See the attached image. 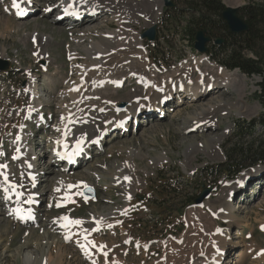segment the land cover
Masks as SVG:
<instances>
[{
  "label": "rangeland",
  "instance_id": "374dc122",
  "mask_svg": "<svg viewBox=\"0 0 264 264\" xmlns=\"http://www.w3.org/2000/svg\"><path fill=\"white\" fill-rule=\"evenodd\" d=\"M185 1L187 0H176L173 8H167L165 0H163L161 8L163 11L160 17L147 15L146 18H142L143 13H141L142 21L140 23L132 25L129 20L125 23L126 25L130 23L129 29H132V26L135 31L140 32L139 37L144 42L145 48L148 49L150 67L156 70L159 68L163 74L184 63L197 62L201 55H206L211 63L222 67L216 59L211 58L215 52L210 50V46L215 45L218 39H222L223 44L221 45L226 46L225 36L219 31L209 35L205 33L206 37L211 38V41L207 43L209 51L206 54L199 53L194 47L197 35L194 34L197 29L192 26V34L186 31V28L188 21L196 18V11L193 9L197 7L196 3L202 0H189L193 3L190 6ZM220 1L225 7H240V9L250 3H264V0ZM239 1L242 4L235 5ZM34 2H37L35 5L39 9L38 13L26 20H18L12 19V16L5 12L4 4L11 11L7 0H0V59L8 61L13 67V71L8 74L0 72V150L1 153L4 150L8 151V154L3 153L4 156H7L4 161L11 171L16 172L15 159V163L13 162L15 137L8 136L7 130H10L17 122L19 123L17 131L24 124L26 130H29V126L33 124H29L28 114L24 117L23 115L27 110H31L33 103L37 106L40 105L39 110L42 112L52 115V120H48V128L45 125L42 127L33 125L32 130L26 133V141L35 142L37 140L36 144L38 145L34 149L38 155L44 156L40 168L44 171L42 175L45 176V180L47 178V181L44 180V183L39 186L40 189L46 190L45 198L42 200L45 210L42 209L39 213V220L43 219L44 223L21 225L15 220L1 215L0 264H26L24 256L28 253L38 259H43L41 264H89L86 257L78 250L77 244L61 241L62 235L59 232V227L54 225L55 229L51 230L54 232H49V237L46 238L42 225L49 224L48 221L54 224L53 222L60 220L62 216H73L76 220L83 221L92 217L94 213L108 214V217L106 221L102 222L105 229L100 234L90 233L94 237L92 236L88 240L94 241L96 245L103 241L98 245L106 247H97L99 250H103L100 252L108 253L110 264H189L190 260L196 258L199 253H205V256L208 257L213 252L211 245H207L211 243L207 238L210 235L212 223L224 227V229L227 228L224 214L222 213L219 218L217 207L224 202L228 190L235 189V186L225 187L226 178L223 174V165L227 161L230 145L238 143V139L235 137L238 131L237 122L240 121L247 125L245 126L248 128L245 129L247 135L252 133L245 137V145L253 140L264 142V127L260 123L254 130L248 127L250 121L255 119L258 121L259 116L264 113V106L258 99L259 83L263 77L259 75L247 76L239 70L225 68L229 72L238 71L244 76L245 83L242 84V87H244L245 107L241 115H238L233 107V111H218L212 115L220 127L204 134L214 141L220 138L221 140L218 142V146H213L208 152L207 150L206 152H191L187 157V147L189 146V151L193 148L190 146L191 141L195 143L198 140V144L203 142L202 133L185 134L183 128L178 129L177 127H183L182 121L187 112L192 111L197 105L190 103L176 108L177 99L175 98L171 105L166 106V112L162 113L160 118L142 119L135 132H124V136L109 141L103 150L99 149L101 153L99 151L95 158L89 159L77 171H72L69 174L59 173L58 170L61 171V166L57 165L54 171L48 172L51 158L49 155H52L50 146L53 136H55L52 127L60 126L58 120L63 111L58 107V96L67 87L68 82L75 78L76 68L91 62L82 48L84 49V46L89 44L96 46L103 40L102 33L116 29L123 30L124 26L119 28L116 21L110 23L94 17V19H87L86 22L79 23V27L75 26L74 28V25L69 22H57L56 16L59 12L56 8L47 12L43 0H34ZM50 2L56 5L60 1ZM115 4L123 7L116 0ZM166 9L175 12L168 14ZM8 18L10 30L6 29L5 20ZM156 24L158 25V35L155 41L141 37ZM86 29H95V31L87 33ZM129 29L126 28V32ZM35 31L51 37L40 40L39 35L35 40L30 37V34ZM126 37V35L122 36L121 41L128 45L130 40ZM110 45L113 47L106 52L107 54L111 50L108 53V55L111 54L109 58L115 55V51L113 53L112 49L118 44L111 43ZM37 53H41L43 57L38 58ZM199 67L203 69L202 65ZM55 72L58 73L55 74ZM192 74L196 75L195 77L192 75V79L196 80L198 78L197 70ZM49 76L52 81L54 78L60 84L54 90L48 88L47 78ZM32 81H35L33 88L30 83ZM135 88V84L129 82L128 86L112 93L110 97L117 99L118 102L120 100L121 103L124 100L127 102L129 101L127 94L132 93ZM227 90V92L221 90L216 93L217 97L233 101L236 98L235 90ZM32 91L36 93L34 99ZM99 96H102L101 93ZM120 102L119 104H121ZM206 102L208 101L203 103ZM151 108H155V106H151ZM149 116L154 117L151 114ZM132 120L135 119L132 118ZM131 128L133 129V125ZM15 131V128L11 130L13 134L16 133ZM39 142H43V144H39ZM216 144L217 142H215ZM139 147L142 148L143 155L136 159L138 186L131 199L128 197L126 200L121 194L120 187L112 183L110 172H115L117 165L128 162L129 152L137 150ZM261 147H264V143ZM94 148L97 149L96 146ZM160 154H164L166 159L156 162L154 158ZM20 163L24 164L23 161ZM257 169L260 170V174L257 173ZM34 173L37 175L36 172ZM60 174L64 178H73L75 182L87 180L92 183V187H89L87 191L84 190L87 199L77 193L78 195L72 197L71 203L67 207H61L57 195L53 194L54 181L60 177ZM244 175L245 177L252 176V178L245 184L248 187L244 192L245 195H241V197H245L244 203L247 208L238 214L240 219L248 221L243 223L244 226L241 229V246L230 250V257L227 255L225 258H228L227 263L232 264V261L240 258L238 253L241 249L240 255L243 254V256L240 264H264V255H258L264 248V227H262L264 226V164L247 163L239 173V177H244ZM167 188L178 189V193L170 194ZM205 190H209L211 193L210 197L203 201L206 204L208 201L209 205L214 206V209L205 206L204 203L200 208L195 207L196 199ZM190 196H194L192 203L188 201ZM233 204H236V201ZM242 216H246V218H242ZM201 227L203 228L201 231L206 234L199 231ZM112 230L114 234H110ZM233 231L235 233L236 229ZM81 232L84 234L86 230L84 232L81 230ZM230 233L233 234L231 231ZM125 234L127 239L124 238ZM54 238L56 242L53 241ZM128 240L129 243H127ZM111 243L112 245H110ZM145 248H149V250H145ZM56 261L57 263H55ZM100 261L99 254L95 263L100 264ZM90 264H93V261Z\"/></svg>",
  "mask_w": 264,
  "mask_h": 264
},
{
  "label": "bare ground",
  "instance_id": "6f19581e",
  "mask_svg": "<svg viewBox=\"0 0 264 264\" xmlns=\"http://www.w3.org/2000/svg\"><path fill=\"white\" fill-rule=\"evenodd\" d=\"M50 1L53 2V0H44L45 4H47L45 10H47V7L53 5L51 4ZM61 1H65L67 3L73 4L70 7V10L79 9L83 11L88 9H94L97 12H99L97 16L98 20L100 21L105 20L106 22H110V23L112 21H116L119 28L124 26V29L123 30L116 29L115 31H106L105 33H102L103 40L101 41V43L97 44L96 46L89 44L87 46H84V49L82 48V50H84L86 56L91 60V62L84 63L80 67L76 68L75 78L71 79L68 82V85H66L67 87H65L63 92H61V94L58 96L57 104L58 107L63 111L61 117L58 120L60 126H58L57 128L54 126L52 127L53 134L55 135L52 141L53 147L55 146V144H57L58 140L60 141V136L63 130V126L69 120H73L79 123L76 125L69 126V129L66 133V135L68 136L67 142L72 145L74 143L77 144L80 141H83V144H79V151H78V146L75 149L69 148V151L70 150L74 151L73 155L70 157L69 166H67V164L65 165L63 164L61 166V171L58 170L59 173L62 172L63 174H69L72 171H77L78 168H80L87 160L94 158L93 155H96L94 153L100 151L99 150L100 145L102 146L101 150H103L106 144L109 142V139L106 136L101 143L99 142L98 144H96L97 149L95 150L94 153H91V150L95 145L88 144L89 141L93 140L95 137H98V135H100L101 132L112 130V128L115 126H121V130L129 128V123L127 122L126 119L129 117L135 119L136 116H138L141 113H144L143 117L149 116V113H146L149 111L147 109L149 105L157 107L158 110L152 112L151 115L159 116V114L161 113V109L165 107V105H161L162 101H166V100L169 101V99L173 96L174 90L179 94L181 93L187 95L186 97L183 98L184 99L183 102L178 107L181 108L182 106L190 103L197 105L192 111L187 112V115L184 117L182 121L183 127L176 126L178 129L183 128L182 130L185 134L202 133L201 137L203 138V142L201 141L200 144H198L199 143L198 140L195 143L191 141L190 146H193V148L191 151H189V146L187 147L186 149L187 157L188 154L191 152L193 153L198 151L206 152V150L208 152L209 149L212 148L213 146H218V142H220L221 138L219 140L214 141L212 138L206 136L204 133H206L207 131H213L215 128L220 127L218 121H216L212 116L213 114H216L218 111H225V110L233 111L232 109L233 107L238 115L242 114L243 108L245 107V101H244L245 96L243 95L244 87H242V84L245 83L244 76L240 74L238 71L229 72L224 67L211 63V61L206 55H201V57L199 58V60H197V62L191 64L184 63L178 66L177 68H173L171 71L166 72L164 74L163 72L162 73L160 72L159 68H157V70L151 68L150 57L148 56V49L145 48L144 42L139 37L140 32L135 31V29L132 26H131L132 29H129L130 23L129 25H126L125 23L128 20L132 23V25L134 23H140L142 21V18L143 17L146 18L147 15L160 17L163 11V9H161L163 6V0H116L118 3H120L119 5L125 8L116 5L115 0H86V2L85 0H60V2ZM32 3L33 5L35 4L34 0H32ZM241 4L242 2L240 1L238 3H235V5H239V6ZM33 5L31 6L32 10L33 7H35V5L34 6ZM4 6H5V12L8 15H11L12 19H15L14 18L15 15L13 13V9L15 7L12 6L10 11L7 5L4 4ZM55 6L56 5H53V7ZM58 7H60V5H58ZM61 11H62V7H61ZM33 13L34 14L32 15L35 16L37 12L35 11ZM141 13H143L142 18H140ZM85 17L82 20H85ZM26 19L27 18H25L24 20ZM69 19H70L69 16L63 17V20H65V22ZM5 21L7 23L6 29L10 30L11 27L10 25H8V21H10L9 18L8 20ZM79 25L80 24L75 23L74 28L75 26L79 27ZM126 28L129 29L128 32H126ZM95 29H86L87 30L86 32L91 33L95 31ZM39 35H40V40H42L43 38L46 39L51 37L49 35H46L45 33H38L37 31L32 32L30 34V37L36 40V38L39 37ZM124 35L127 36L126 39L129 38L130 40V43L128 45L124 44L121 41L122 36ZM111 43H114V45L117 43L118 45L114 46V49H112L113 53L115 51V55L109 58L111 54L108 55V53L111 50L108 51L107 54L106 52L108 49L113 47L112 45H110ZM37 56L38 58L43 57L41 53H37ZM200 65L203 66V69L199 67ZM49 69L50 68L48 66V71ZM196 70L198 72V78L196 80H193L192 73L193 71ZM57 73L58 72H55V74ZM193 76L195 77L196 75L194 74ZM71 82L73 83L71 84ZM113 82H115L116 84L113 85L112 84ZM127 82H130L131 84H135L136 88L134 89V91H132V93L127 94V96H129V101L125 102L124 100L121 103L119 100L121 104H124L126 106L125 111H121L120 110L121 107L118 100L113 99L110 96L112 93H116L117 91L123 89L126 86ZM30 83H31V88H33L35 81H32ZM47 85L49 89L54 90L60 84L58 83L57 80H54V78L52 81L51 76H49L47 78ZM227 89L235 90L236 98L233 101L223 100L217 97L216 93H218L221 90L227 92L228 91ZM100 93L102 96H99ZM32 95L34 99L36 93L32 91ZM147 98H149V100H147ZM181 98L182 96L179 95L178 96L179 101ZM205 101L208 102L204 104L203 102ZM39 106L33 103L32 108L33 110H36L38 113H41V111L39 110ZM102 108L108 110V112L101 113L100 109ZM84 119H88L87 124L82 123V120ZM139 119L140 118L138 117V120ZM57 129H59L60 131H57ZM98 130H100V133ZM117 131L119 132V136L122 134V132L123 133L125 132L124 130L122 132L120 130ZM21 137L23 139V144H25L26 134L25 133L22 134ZM215 142H217L216 145ZM30 144L27 143L21 147L17 146V149H19V151H17L16 149L14 155V157H18L17 159H15L16 162L15 170L17 171L13 172L9 170L8 167L4 171L9 175V179L11 181L19 182L20 185H23L24 189H27L28 186H30L28 193H35L33 191L34 188L32 187L33 181L31 179V175L32 174L35 175L34 172H36L38 176L35 175L36 176L35 181L40 179L41 180L40 184L44 183L45 176L42 175V172L44 173V171H42L40 168L44 156H42L41 154L38 155V153H36V150L34 149L35 146ZM199 145L204 148H201ZM2 153L8 154V151L4 150ZM86 155L88 158H86ZM142 155H143V151L141 147H139L137 150L130 151L129 161L117 165L116 166L117 170L115 172L112 171L113 173L110 172L111 174L110 178L112 180V183L120 187L122 191L121 194L126 200H128L129 196L132 197L133 196L132 194H134L135 190L137 189L139 180L136 175V167H137L136 159H138V157L141 158ZM165 159L166 156L164 154H160L158 156H155L154 158L156 162H162ZM22 161L24 162V164L20 163ZM55 161H56L55 156L51 155V158L49 160L48 172L54 171L56 169L57 166ZM0 163L6 164L3 161L2 155H0ZM29 163L32 164L31 168L28 167ZM256 171L258 174L261 173L259 169H257ZM97 175L99 174L97 173ZM62 176L63 175L60 174V177L54 181L53 194L57 195V200H61V198L65 200L66 195L76 194L79 189H82L84 191L92 186V183L88 182L87 180L75 182L73 178L70 177L64 178ZM126 177L128 179H126ZM45 181H47V178ZM0 184L4 186L1 177H0ZM69 184L76 185V187L69 190L67 188ZM24 189L22 191H24ZM45 189L47 188L45 187ZM57 189H60V191H57ZM37 190L39 193V198H38L39 206L38 207L36 206L34 208L37 214L35 215L33 220H27L25 225L29 223L35 224L36 222L44 223L43 219L39 220L40 218L39 213L42 211V209L45 208L43 207L44 205L41 206V201L45 198L46 190L42 188L40 189V187H38ZM231 190L230 189L228 190V194L227 197L224 198V202L219 207H217L218 209L223 208L224 210L223 214H224V220L227 223V228L221 231L220 229H217L220 226L213 225L214 223H212L211 233L207 238L210 240L211 243H213L215 249H217L216 252L213 251L211 254L212 256L207 261H203L201 258V253H199L198 255H196L197 256L196 261L192 262L193 259L192 258L189 264H223V257L225 259L224 253L225 252L227 253L226 250L232 251L235 250L236 247H239V245L241 246L242 244L241 229L244 226L243 223H247L248 220L240 219L239 214L241 213L240 211L242 209L246 208V206L239 203H236V205H232V206L228 204L229 201L228 196ZM17 192L18 191L14 189L15 195ZM64 200L63 203H66L64 202ZM18 201L19 198L16 197L10 206L14 207ZM8 204H9V200H6L1 194L0 216L4 215L7 218L17 221V219L13 216V209H9L8 207L10 206ZM204 204L205 206L214 209V206L209 205L208 201L207 204L206 203ZM237 212L240 213L236 215L235 213ZM107 217L108 214L94 213L92 217L83 220L82 225H80L78 228H76L75 225H70L69 229H72V231L69 235H66V233L62 231L63 227L62 228L59 227L60 230L59 232L62 235L60 239L62 242L64 241L67 243L73 242V245L74 243L77 244L78 250L79 251L82 250L83 253L86 255L85 251L81 248L80 244L85 243L84 237L88 233L100 234L101 231L105 229L102 225V222L106 221ZM243 217L246 218V216H242V218ZM70 220L72 219L70 218ZM48 222L49 224L42 223L43 224L42 226L44 228V229L42 228L44 230L43 233L46 238L49 237L48 236L49 232L50 233L54 232L51 231L55 229L54 225L62 226L63 224L68 223L67 221H63L62 219L53 222L54 224H52L51 221ZM84 227L86 228L87 231L86 232L83 231L84 232L83 234L81 232V229H83ZM233 229H236V231L232 235L230 231H232ZM110 234H114V231L112 230ZM69 236L71 237V239H66V237ZM87 238H89L88 235ZM124 238L127 239L126 234ZM53 241L56 242L55 238L53 239ZM100 242H98V244ZM98 244L97 246H99ZM110 245H112V243ZM219 247L221 248V250L218 249ZM91 249H92L91 253L89 254L87 253V256L91 257L93 260L96 259L100 253L103 255V252H100L98 247H92ZM219 252L220 254H218ZM240 253H239L240 258L238 257L234 262L232 261V264L241 263L243 254L240 255ZM24 258L26 264H41V262L43 261V259H38L30 253L26 254ZM226 262H228V259H226ZM55 263H57V261Z\"/></svg>",
  "mask_w": 264,
  "mask_h": 264
},
{
  "label": "trees",
  "instance_id": "16d2710c",
  "mask_svg": "<svg viewBox=\"0 0 264 264\" xmlns=\"http://www.w3.org/2000/svg\"><path fill=\"white\" fill-rule=\"evenodd\" d=\"M187 5H192L191 1H185ZM196 18L188 21L186 31L191 32L194 26L197 30H207V34L219 31L225 36V45H212L210 48L215 52L213 59L229 70L238 69L247 76H262L259 83L258 99L264 106V3H250L240 10V16L249 24L250 29L246 33H232L226 21L222 17L225 6L220 0H202L196 3ZM174 14V10L167 9L166 13ZM193 34V32H191ZM223 44V43H222ZM194 45V42H193ZM264 127V113L259 116V120H252L248 127L255 129L258 124ZM245 123L237 122V133L235 137L238 143L231 144L227 153V161L224 163L223 174L227 178H234L247 163L264 164V147L262 142L255 140L244 142L248 129ZM257 149V150H256ZM252 157V158H251ZM170 194L178 193V189L167 188ZM172 190V191H169ZM188 201H194V196L188 197ZM160 203V202H159Z\"/></svg>",
  "mask_w": 264,
  "mask_h": 264
},
{
  "label": "water",
  "instance_id": "95a60500",
  "mask_svg": "<svg viewBox=\"0 0 264 264\" xmlns=\"http://www.w3.org/2000/svg\"><path fill=\"white\" fill-rule=\"evenodd\" d=\"M165 5L169 7H174L173 0H165ZM223 19L226 21L229 30L234 34L246 33L249 31V24L240 16V8L239 7H231L226 6L225 10L222 13ZM157 25L151 27L148 31H146L142 37L147 38L150 41H154L157 37ZM206 31L200 30L196 35V43L195 48L201 52L206 53L208 51L207 43L211 41V38L205 36ZM223 42L222 39H218L216 43L221 44ZM10 66L8 61H3L0 59V71L7 70ZM209 190H205L202 195L196 199V202H202L203 199L208 195Z\"/></svg>",
  "mask_w": 264,
  "mask_h": 264
},
{
  "label": "snow or ice",
  "instance_id": "6c2138e0",
  "mask_svg": "<svg viewBox=\"0 0 264 264\" xmlns=\"http://www.w3.org/2000/svg\"><path fill=\"white\" fill-rule=\"evenodd\" d=\"M85 2H86V0H85ZM48 11H51V9H48ZM65 12L68 13V9H67V8L65 9ZM24 14H25V13H24L23 11H20V12H19V15H21V16L24 15ZM57 131H60V130L57 129ZM17 139H19V137H17ZM57 143H60V141H57ZM17 151H19V149H17ZM78 151H79V145H78ZM0 155H3V153H0ZM17 158H18V157H13V159H17ZM7 167H8V166H7L6 164H2V163H0V177H3V183H4V184H8V187H4V188H3V191H4V192H8V191H10V190H14V189H16V188L18 187L17 184L10 182L8 174L4 171L5 169H7ZM28 167L31 168V167H32V164L29 163V164H28ZM31 179H32L33 182H35V180H36V176H35L34 174H32V175H31ZM126 179H128V178L126 177ZM33 186H34V184H33ZM0 187H3V185H0ZM74 187H76V185H71V184H69V185L67 186V188H68L69 190H71V189L74 188ZM57 191H60V189H57ZM16 194H17V195H20L19 192H17ZM65 199H71V196L66 195V196H65ZM129 199H131L130 196H129ZM28 202H29V203H32L33 201H32V199L30 198ZM58 206H59V205H58ZM14 211L16 212V214H17V215L19 216V218H21V219L31 218V210H29L27 214H23V213H22V210L19 209V208L15 209ZM61 219H62L63 221H67V222H68L67 224H63V225H62L63 227H69L70 225H82V223H83V222L80 221V220H70L69 217H67V216L62 217ZM109 227H110V226H109ZM262 227H264V226H262ZM66 239H71V237H70V236H69V237H66ZM84 239H85L86 242H85V243H81L80 246H81V248L85 251V253L87 254V253L90 252V250H91L92 247H97V245L95 244L94 241H90V240H88L87 235H85ZM99 247L103 248V247H106V246H99ZM103 254H104L105 256H107V252H104ZM258 255H264V250H262L261 253H259ZM93 264H95V262H93Z\"/></svg>",
  "mask_w": 264,
  "mask_h": 264
}]
</instances>
